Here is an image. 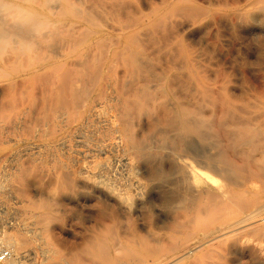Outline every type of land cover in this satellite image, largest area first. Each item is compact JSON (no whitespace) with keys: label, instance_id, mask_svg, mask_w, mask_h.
Returning <instances> with one entry per match:
<instances>
[{"label":"bare ground","instance_id":"1","mask_svg":"<svg viewBox=\"0 0 264 264\" xmlns=\"http://www.w3.org/2000/svg\"><path fill=\"white\" fill-rule=\"evenodd\" d=\"M19 1L0 0V207L30 237L0 233L7 263L31 243L36 264H264V0Z\"/></svg>","mask_w":264,"mask_h":264},{"label":"rangeland","instance_id":"2","mask_svg":"<svg viewBox=\"0 0 264 264\" xmlns=\"http://www.w3.org/2000/svg\"><path fill=\"white\" fill-rule=\"evenodd\" d=\"M16 2H17V5L19 4V5H21V4H23L21 1H19V0H16ZM53 3V0H51V4ZM25 6V5H24ZM90 203H92V202H90ZM89 202H86L85 203V205H89L90 204ZM92 204H94V202L92 203ZM84 205V207L82 208V209H79L77 212H78V214H75V220H74V223H75V227H74V229H75V231H76V235L75 236H77L79 233H84V231L86 230V227H87V225L88 224H85V223H89L88 222V220L86 219V218H88V209L86 208V206ZM91 205V204H90ZM89 205V206H90ZM0 233L1 234H4V233H6V234H12V235H14V236H20L19 237V239H21V240H26V239H29V237H30V234H27L21 227H19L17 224V226L16 225H14V222H12L11 220L10 221H8L7 219H5V217L7 218V216L6 215H4L5 213H4V211H3V209H2V207H0ZM1 212H2V214H1ZM76 212V213H77ZM85 212V213H84ZM79 213H80V215H79ZM86 216H85V215ZM83 216V217H80L81 219H79V216ZM88 215V216H87ZM86 218H85V217ZM148 216V215H147ZM146 215H145V219L147 220V219H149V217H147ZM167 217H168V211H166V212H164L163 214H162V216L160 217L161 218V220L162 219H167ZM78 220H77V219ZM1 219H2V221H1ZM135 219V218H134ZM133 219V220H134ZM5 220V221H4ZM8 222H7V221ZM82 221V222H80V221ZM164 220V221H165ZM85 221V222H84ZM7 222V223H6ZM133 222V221H132ZM85 224V225H83V224ZM15 226V227H14ZM85 226V227H84ZM18 228V230H17V228ZM80 227V228H79ZM82 228V229H81ZM80 229V230H79ZM20 230V231H19ZM81 231V232H78V231ZM84 230V231H83ZM21 231H23L22 233H20ZM14 233H16V234H14ZM18 233V234H17ZM10 234V235H11ZM20 234V235H19ZM23 234H27L26 236H24ZM70 236V235H69ZM68 236V237H69ZM75 236L74 235H72V237L70 236L69 238H71V239H74L75 238ZM26 238V239H25ZM70 239V240H71ZM30 244V245H29ZM29 244H27V245H29V246H26V244H24V245H22V249H21V251H25L26 250V248L28 247V250H32L33 249V252H34V254L32 253V255H33V257H35L36 258V260L38 261L39 259V255H38V252H37V249L35 248V247H32V248H30V246H31V243H29ZM24 248V249H23ZM35 248V249H34ZM23 256V255H22ZM219 256V257H218ZM244 256V257H243ZM20 257H21V255H20ZM38 257V258H37ZM241 257V258H240ZM246 257V258H245ZM23 257H21V258H19V261H21V262H23L25 259L23 258ZM245 259V260H244ZM35 260V259H34ZM35 260V261H36ZM8 261V260H7ZM7 261H6V264H9V263H13V262H8L7 263ZM37 261L35 262V264L37 263ZM208 262H209V264H216V263H218V264H262L261 263V261L257 258V256H256V254H255V252L254 251H240V250H234V249H231V248H228L227 246H223V247H221L220 249H219V252L217 253V255L212 259V260H208ZM15 263H18V264H23V263H19V262H15ZM15 263H13V264H15ZM25 264V263H24Z\"/></svg>","mask_w":264,"mask_h":264},{"label":"built area","instance_id":"3","mask_svg":"<svg viewBox=\"0 0 264 264\" xmlns=\"http://www.w3.org/2000/svg\"><path fill=\"white\" fill-rule=\"evenodd\" d=\"M9 256V251L5 247L0 245V262L5 264Z\"/></svg>","mask_w":264,"mask_h":264}]
</instances>
